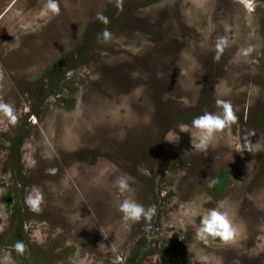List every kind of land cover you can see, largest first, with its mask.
I'll return each instance as SVG.
<instances>
[{
	"label": "rangeland",
	"instance_id": "obj_1",
	"mask_svg": "<svg viewBox=\"0 0 264 264\" xmlns=\"http://www.w3.org/2000/svg\"><path fill=\"white\" fill-rule=\"evenodd\" d=\"M58 2L52 15L45 0H0V98L18 118L0 114V259L264 264V0L253 11L234 0H123L122 10L115 0ZM105 28L112 36L101 43ZM218 36L228 46L216 62ZM248 44L258 63L240 55ZM217 98L238 122L199 152L180 128L220 111ZM252 130L253 151L239 152ZM222 173V187H209ZM119 176L130 184L123 195ZM33 187L45 197L40 214L24 203ZM124 198L156 215L125 221ZM213 208L236 230L227 245L195 238Z\"/></svg>",
	"mask_w": 264,
	"mask_h": 264
},
{
	"label": "clouds",
	"instance_id": "obj_2",
	"mask_svg": "<svg viewBox=\"0 0 264 264\" xmlns=\"http://www.w3.org/2000/svg\"><path fill=\"white\" fill-rule=\"evenodd\" d=\"M111 2V0H110ZM234 2L242 5L247 11L254 10V0H234ZM116 7L122 10L123 0H115ZM45 9L52 15H59L61 8L58 0H45ZM97 19L103 24L107 25L110 21L107 16L102 12L97 13ZM102 40L98 37L99 42L107 43L111 39V32L105 28L100 34ZM228 46V40L225 36H218L215 42V55L214 61L219 62L221 56ZM255 46L248 44L242 48L240 55L244 58L246 63H258V60L251 59ZM4 79L3 70L0 69V80ZM216 107L220 109L218 112L205 111L200 115L193 117L191 121V128H180L182 132L191 133L192 148L207 153L209 147L212 145L214 139L218 134H223L225 129L230 128L238 122V117L235 113L233 105L230 101L222 98H217L215 101ZM0 114L6 117L10 124L15 125L18 122V118L15 114L14 107L11 104L4 102L0 98ZM33 123H35V117H33ZM195 130L193 134L192 130ZM5 131L7 129H4ZM255 135V130L250 131L244 141L243 146L238 150L243 153L245 150L248 152L253 151V143L249 139ZM45 158H51L50 154H45ZM49 174H55L57 169L50 168L46 170ZM215 181L209 183L211 187ZM113 186L118 189V192L123 195L130 189L129 180L126 176H119L115 179ZM24 203L27 208L35 213L40 214L43 212V205L45 203V197L43 192L38 187H33L26 191L24 196ZM117 210L122 213V217L125 221L132 223L144 221H151L156 215L157 208L155 205L145 207L143 204L136 202L131 198H124L117 205ZM3 231V226H0V232ZM236 236V230L228 218V216L217 208L210 209L206 215H204L200 221L199 227L196 229L195 238L207 244L209 238L219 239L223 244H229L234 241ZM26 245L23 241H18L13 245V248L18 254L23 255L26 251ZM0 264H9L7 256L0 259Z\"/></svg>",
	"mask_w": 264,
	"mask_h": 264
},
{
	"label": "trees",
	"instance_id": "obj_3",
	"mask_svg": "<svg viewBox=\"0 0 264 264\" xmlns=\"http://www.w3.org/2000/svg\"><path fill=\"white\" fill-rule=\"evenodd\" d=\"M225 179H226L225 173H222L221 175L217 176L214 180L215 183L213 184V187L215 189H219L225 183ZM11 203H12V196L11 194H9L8 195V205H10ZM216 240H219V239L217 238ZM18 241H21V237L19 235L16 237V242Z\"/></svg>",
	"mask_w": 264,
	"mask_h": 264
}]
</instances>
